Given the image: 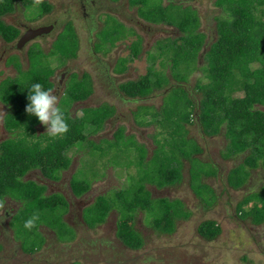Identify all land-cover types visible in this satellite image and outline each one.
Masks as SVG:
<instances>
[{"label":"trees","instance_id":"1","mask_svg":"<svg viewBox=\"0 0 264 264\" xmlns=\"http://www.w3.org/2000/svg\"><path fill=\"white\" fill-rule=\"evenodd\" d=\"M18 2L25 5L32 0H0V36L8 42L14 41L19 31L6 23L3 17L14 11ZM132 3L140 7L144 18L154 23L178 26L183 33L158 46L156 60H159L164 69H149L140 79L121 85L129 97H144L171 85L167 93L172 95L171 98H164L161 109L151 112L152 122L162 130L164 143L159 145L158 151L151 158H148L147 149L144 148L142 156L137 159L136 173L130 171L126 175L127 186L116 189V197H99L85 210L84 215L91 226H96L106 219L113 208L118 209V237L128 248L139 250L145 245V238L134 226L139 210L148 213L147 217L150 216L152 220L147 223L160 234H173L177 230L178 220L191 216V210L184 208L182 200L158 196L151 187L161 190L179 186L183 183L187 170L191 188L206 206H211L218 198L216 188L204 182L206 177H216L217 172L207 169L203 172L199 164L195 163L202 161L200 154L205 151L191 133L195 121L205 135H223L227 145L233 146V149L226 151L227 156L223 152L224 159L242 156V161L228 175L231 187L243 188L249 182L253 170L259 167L264 169V0H217L216 5L221 8L222 13L215 17L216 37L210 41L201 29L200 15L192 10V5H187L184 10V4L174 2L153 5L151 0H132ZM68 28L69 36H64L66 32L59 39L66 58L76 56V49L69 51L70 45L74 49L73 43H77L78 47V38L72 31V25ZM113 34L112 27L109 33L112 45L116 40ZM107 39L106 35L105 40ZM135 43L137 49L134 55L137 57L140 42ZM32 49L27 78H12L0 86V99L10 110L5 117V127L13 135L0 143V210L8 200L20 202L19 213H22V220L35 217L29 230L39 234L41 240H44L39 232L43 223L54 229L59 238L60 234H72V228L58 219L61 218L62 213H59L62 210L63 214L67 211L69 203L59 194L47 195L45 186L26 179L28 173L39 169L46 179L58 180L61 171L72 163L69 151L77 142H84L102 130L114 112L111 105H108V110L102 104L84 107L79 115L72 113L76 102L89 99L94 92L92 76L89 73L83 77L76 74L60 102L65 104L61 108L68 131L58 137L40 134L38 126L41 123L25 111L28 103L27 88L34 82H40L45 88H53L51 77L55 69L40 66V60L35 57ZM201 54L204 55L206 65L203 68L204 77L197 84L198 91L202 93L201 100L197 101L185 86L172 85L170 76L164 72L169 69L175 81L187 83L192 73L199 69ZM126 62L127 60L122 62L119 71L125 70ZM124 129L119 127L114 133V139L107 142L119 154L124 141ZM186 162L189 163L188 166ZM131 167L132 163L128 169ZM90 188L91 180L81 176L72 179V189L78 196L85 194ZM237 214L243 219L250 218L255 225L263 224L264 187L248 193L238 203ZM198 232L207 240H214L222 233V227L217 220L207 219L201 222ZM63 239L65 238H61ZM24 247L29 252L37 248L35 244Z\"/></svg>","mask_w":264,"mask_h":264},{"label":"rangeland","instance_id":"2","mask_svg":"<svg viewBox=\"0 0 264 264\" xmlns=\"http://www.w3.org/2000/svg\"><path fill=\"white\" fill-rule=\"evenodd\" d=\"M216 1L217 0H165L164 5L174 2L175 4H184L182 6L184 10L187 8V5H192L190 7L194 11L196 10L198 12L199 10V15L203 24L202 28L209 35L208 38L210 41L216 37L217 21L215 17L220 16L222 13L221 8L216 5ZM151 2L153 5H158L162 4L163 0H151ZM30 4L31 3L29 2H27V4L25 3L26 9L23 11V16L28 20H36L40 18L44 15L45 10L51 7L50 3H43L42 1H38L33 5ZM137 7V9L140 8L139 6ZM98 20L103 21V29L101 26H99V28L95 26L96 28L93 30V40L91 42L95 43V50L98 53H109L112 50L110 48L111 45H109V43L111 44V37L109 36V33L112 27L114 29V21L118 19L114 18L113 14H109V12L105 10L99 14ZM119 30L123 31L125 36L121 40L126 39V43L130 38H133L136 31V29L132 26L121 24ZM177 30L178 29H176V31ZM72 31L74 32V35L76 33V37L78 38L79 35L77 34V31L73 25ZM69 32L70 29H68L66 33L67 36H69ZM176 34L178 37L182 35V33ZM106 35L108 38L107 40H105ZM162 37L163 36L157 38L159 39ZM155 40L156 38L154 37L151 43H148L147 46L154 44ZM168 41L169 40H167V42ZM76 44L77 43H73L74 49L72 45H70L69 51L71 52L76 49L75 52L76 55L79 56V59L73 62L71 67L70 63L68 66L73 71L82 75V73L88 71L91 66L96 65H91V62H95L96 60L89 54L87 56L84 55L86 53L84 50L86 49V45H84L83 48L80 39H78V47H76ZM136 44L137 43H135V45L132 47L131 52L133 53H135V50L137 49ZM161 44L163 43H159L158 46ZM141 47L142 46L138 45V49L140 51H142L140 49ZM87 48L89 47L87 46ZM32 51L35 53V57L39 58L41 64L40 66L42 67L52 68L53 66L55 68H61L66 64L67 58L65 55H63L62 43L59 41H56L51 52H46L39 44L34 45ZM203 52H205V49H203ZM129 53V48L124 46V50L122 52L115 55L113 58L111 57L109 60L110 73L111 68L112 74L114 75L115 73L114 62L116 58L119 57L118 67H120L122 62H125V60H127L128 63ZM157 53L158 51L153 47L152 52L149 51L146 55H143L138 59L136 58L134 62H130L128 64L126 63V68L130 67L132 69V73L126 75V77L129 78L118 79L116 81L115 88L119 87L120 82H127L128 80H137L141 78L143 75L148 73L149 69L155 71L164 69L161 67L159 60H156ZM8 58V68L14 67L17 69L16 71H18L19 74L17 75L16 72H12L11 70L7 69L9 70L8 73H10L14 79L27 78L28 70L19 68V65H21L20 57L9 53ZM154 60L157 61L155 65ZM205 65L206 61L204 60V55L201 54L199 69L192 73L190 80L187 83L175 81L173 84L175 86H185L189 93H191L190 95L192 98L200 101L202 98V93L198 91L197 84L199 79L204 77L205 72L203 68ZM0 66H3V64L1 63ZM165 71H167L164 72L167 74V76L169 75L170 78H173L170 75L171 71L169 69H165ZM112 74L110 77L113 76ZM73 77L75 78V74L72 76V78ZM113 77L119 76L115 74ZM9 79L12 78L8 77L7 80L2 81L0 86L9 81ZM91 84H93L94 89V92L91 95L95 96L90 98V100L87 99L88 101L85 100L86 102L81 101L82 103H78L79 106L73 108L72 110L74 114H76L77 111H80L81 113L83 110L82 107L84 106H96L103 103V98L101 96H104L105 94L102 95L101 92H98L97 90L95 91L94 80ZM168 87H166V89H169L168 91L165 92V89L161 91L164 94L155 97L156 99L153 102L154 106L158 107L162 104V95L165 99L168 98L169 100L171 98L172 95H167L171 89ZM114 98L117 99V102L123 104L122 100L124 99H121L118 97V95H115ZM144 101V99L138 101L130 100L128 103L123 104L119 110L110 106L108 102L103 103L102 106H106L105 108H108V110V105L111 107V110L114 112L117 118L113 119L109 124H106L100 132L91 135L93 140L88 138L84 142H77L76 145L70 150L71 154L77 157V163L75 167L64 173L65 178L63 180L59 181L57 184H54L56 191L57 189H64L69 194L68 196L74 200L77 198L73 196L70 188V180L72 177L77 176L78 178L81 176L86 180H91V190L77 199L82 201L84 204H87L96 201L99 195L106 193V195L110 197H116V189H120V187L125 188L127 186L126 175L130 171L133 174L136 173L137 159L140 157V155L142 156L144 148L147 149L148 158H151L156 154V150L159 148V145L164 143V135L156 123L146 128L133 129L135 124L140 125L143 122L152 123L151 118H153V115L147 112L148 110H145L146 104ZM59 106L64 107L65 104L62 105V103H60ZM9 111V107L2 105L0 102V142L13 136L12 133L8 135L6 129H4L5 117ZM152 111L155 110H150V112ZM146 114H148V116ZM121 124L126 128L124 129ZM118 125H120V128L124 129L125 131L122 135V140L124 139V141L122 143L120 154L115 152V149L110 148L107 143L108 141H112L114 139L113 133ZM38 130L39 133H46V131L43 129H41V132L40 129ZM127 130H129V134L127 133ZM191 133L198 138V142L205 150L202 155L200 154L202 161L199 160L195 163L199 164V168L203 172H205L204 169H207L208 171H215L218 174L214 178L206 177L204 181L216 188L218 198L211 206H206L205 203H203V201L195 195L193 189L191 188V185L189 184V173L187 170L184 173L185 176L183 183L179 186L170 188L167 187L161 190L151 187L156 195L168 196L171 199H180L185 204L184 208L191 210V216L189 218L178 220L176 232L173 234L158 233L156 229L148 224L151 223L152 220L150 216L149 218L147 217L148 213L144 210H139L134 222V226L142 233L143 237L145 238V245L138 251L130 250L127 247H124L122 242L117 240L114 231H112L111 235L109 233L99 234L102 235L101 240H108L109 243L99 248V250H96L94 254H92L93 250H91V248L85 246V244L82 243L79 247L80 250L76 253V256H70L71 259L60 255L56 258H49V260L51 259L49 262H43L44 256H41L42 254L39 256L36 255L34 258L31 256H25L24 258L21 255H15V257H12L6 262L5 260L1 259L2 261H0V264H28L23 262L24 259L29 261L34 259L31 261V264H59L60 260L65 262L61 264H72V262H77L80 264H264V223L255 225L252 223L250 218L243 219L240 217V214H237L238 203L243 200L248 193L251 194L253 192L259 191L261 187H264V169L259 167L253 170V174L249 178L247 185L243 188L235 189L229 185L228 175L231 169L242 161V156L240 155L239 157H233L229 159L223 158V152L224 156H227L228 152L226 151L233 149V146L229 147L227 145V140L223 135L216 137H205L201 134L198 128H193V132L191 131ZM133 134L136 136L138 135L141 140H143V142L136 139V136ZM105 137L111 139L107 140ZM145 143L148 144L147 147L145 146ZM131 163L133 167H131L129 170L128 167L131 165ZM186 163L188 166L189 163ZM214 163L218 166H216ZM219 169L220 171L218 173ZM38 175L40 174L38 173L37 176ZM78 207V203L75 202L73 209L77 211ZM8 211L10 213V216H8L9 219H7L6 211H3L0 225L9 222L12 218L11 215H14L17 212L8 227L9 233L11 234L10 237L12 236L18 242H21L23 237V243L26 247L35 244L39 246L38 248H40L42 240L39 237V234L32 233L29 228L24 226L28 219L25 221L22 220V213H19L18 204L13 201V203L10 204V207H8ZM61 213H63V210L59 214L61 215ZM119 216V211L116 209L114 220L118 219ZM50 217H52V215ZM58 219L59 221L60 219L64 221L63 217H59ZM207 219L217 220L222 227V233L214 240H207L198 232V227L201 222ZM70 225L68 224L67 226L70 227ZM10 228H12L14 233H12ZM71 231L72 235L60 234L61 238H65L67 240L71 239L72 236L76 234V230L72 228ZM96 232L100 233L101 231L98 230ZM26 234H29L30 236L28 237ZM111 242L115 243V248L121 249V251L118 250L119 253L115 258H113L111 255ZM67 249L70 251L69 248L64 250ZM50 251L54 250L52 248H44L43 253L47 255ZM31 252L37 251L34 250ZM53 255L56 256L57 252H53ZM38 259L41 260L38 261ZM46 260H48V258Z\"/></svg>","mask_w":264,"mask_h":264},{"label":"flooded vegetation","instance_id":"3","mask_svg":"<svg viewBox=\"0 0 264 264\" xmlns=\"http://www.w3.org/2000/svg\"><path fill=\"white\" fill-rule=\"evenodd\" d=\"M57 1H58V4H59V7H60L61 11L71 13L70 15L76 16V14L73 12V11H75V12H78L79 14H83L82 16L86 17V16L90 15L93 12V10L87 11V9H90V8L85 7L83 3H82L83 5L80 4L82 9H81V7L75 9L74 7H69V4L67 6H63V4H67V3H70V2L72 3L73 2L72 0H57ZM15 8H16V6H15ZM68 10H70V11H68ZM80 10L82 11V13L80 12ZM14 12H16V11H14ZM14 12L12 11V13H14ZM17 12H20V10H18ZM12 13H10V14H12ZM198 13H199V10H198ZM10 18L13 19V17H10ZM75 19H76V22H78L77 16L75 17ZM16 26L17 27H15V28L19 31V35L14 41L8 42L5 39L0 40V43H3V44H1L2 45L1 49L3 50V53H1V55H0V65L2 63L3 66H0V76H4L5 79L6 78L8 79V77L12 78L10 73H8L9 70H7V68H8V65L6 63L7 62V56H8V54H6L7 50L11 51L12 52L11 54L19 56L20 60H21V65H23L24 64L23 60L27 57V53L29 51L30 44L37 43V41H38V43H42V39L50 38L49 36H51L53 34V32H54V31H52V28H51V27L54 26L52 24L47 25V26H43V27H31V26H28L26 23L19 21V22L16 23ZM202 26H203V24H202ZM133 27H135V26H133ZM49 28H50V30H48L46 32V30L49 29ZM84 28H85V26L82 25L81 26V32H83V30H85ZM201 29L204 31V33H206V31L202 27H201ZM173 30L176 31V29H173ZM84 33L89 38L92 35L91 32H87V34H86V31H85ZM176 33H182V32H180L178 30ZM26 36H29V38H32V39H30L29 41H27L25 43L21 42V39L23 37H26ZM208 37H209V35L207 34V40L209 41ZM81 40H83V39H81ZM88 42L89 41H84V42L81 43V45H82V47L84 45H86V49H84L86 53L84 55L87 56L89 54L90 56H92L96 60L95 62H91V65H93V64H96V65L95 66L94 65L91 66L92 69L90 68L88 70V73L93 75L92 78H93L94 84H95V91L97 90L98 92H101L102 95L105 94L104 96H101L103 98V100H102L103 103L108 102L112 107H114V108L119 110V108L123 104L128 103L130 100L138 101V100L144 99L145 100L144 103L146 105L151 106V105H153V102L156 99L155 97H158L159 95L164 94L163 92H161L163 90H155V92H153V93H151V94H149L147 96H144V97H140V96L129 97V96H127V94L121 88V85L126 83V82H120L119 83V87L115 88L116 81L118 79L129 78V77H126V75L132 73L131 72L132 69L130 67H127L125 71H119V70L116 71L115 70L114 75L117 74V76H119V77H113L114 76L113 74H112L113 76L110 77L111 73L109 71V69H110V61H109V59H111V57L112 58L115 57V55H117L120 52H122L124 50V46H122V44L121 45H117V46L116 45L115 46H111L110 47L112 49L111 52H109V53L102 52L103 54L100 53L98 55V52L95 50V43H88ZM7 43H14V44H8L9 47L7 48L6 47ZM132 44H135V43H132ZM87 46L89 48H87ZM143 51L144 50L142 49V51H140L141 53L139 52L138 56L134 57L133 60L130 61V62H134V60H136V58L138 59V58L142 57ZM77 56L76 57H72V59L69 58L68 61L66 62V64L69 62L70 63V67H71V64H73V62H75L77 59H79V56L78 57ZM103 61L105 63L102 64ZM66 64L63 67L58 68L57 70H55V73L51 77V80H52V83H53V89L55 90L56 95L59 96L60 102L62 100V97L65 95V92H66V89H67L69 83L74 78V77L72 78V76L74 74L78 75V72L73 71L69 66H66ZM114 64H115V62H114ZM12 68H14V67H12ZM5 79L4 78H0V83L2 81H4ZM128 81H130V80H128ZM174 82H175V80L173 78H171V84L172 85H174L173 84ZM170 87H171V85L168 88H170ZM168 90L169 89H166L165 92L168 91ZM115 95L116 96L118 95V97H120L121 99H124V100H122L123 104H121L120 102H117V99L114 98ZM94 96L92 95L90 98H93ZM90 98L88 100H90ZM161 98H162V104H163L164 103L163 95H162ZM0 102H1L2 105H6L2 100H0ZM83 102H86V101H83ZM78 103H82V102H76L75 105L72 107V110H73V108L79 106ZM102 104H100V105H102ZM96 106H99V105H96ZM84 107H82V108H84ZM158 108H161V106H158ZM122 112H125V111H122ZM115 118H117V117L114 114L111 118H108L106 124H109ZM153 124H155V123L152 122V123L146 124V125L145 124H140V125L139 124H135V126H133V129H135V128H139V129L140 128H146V127H148L150 125H153ZM4 126H5V122H4ZM121 126H123V125L121 124ZM119 127H120V125L117 126V128L114 131V133L116 132V130L119 129ZM123 127H125V126H123ZM193 128H199V126L197 124V121H195V123L192 125V130H193ZM4 129H6V127H4ZM6 131H7L8 135H9L10 132L7 129H6ZM114 133H113V137H114ZM127 133L129 134V130H127ZM133 135H135V134H133ZM105 138L106 139H111V138H107V137H105ZM7 139H9V138H7ZM136 139H138V140L143 142V140H141V138L138 135L136 136ZM4 140H6V139H4ZM4 140H2L1 142H3ZM145 146L147 147L148 144L145 143ZM70 156L72 157V163H71V165L69 167V170H71L76 165V163H75L76 162L75 155H72L70 153ZM215 165L218 166L217 164H215ZM219 171H220V169L218 170V173H219ZM64 173L65 172L63 171L61 177L58 180H52V179H48L47 178V181L45 182V184H46L47 190L51 191V193H49V194L54 195V194H59L60 193L59 195L65 197L68 200L69 206L67 207V211H65L63 218L67 219L69 216H72V218H74V219H70L68 221H69V225L70 224L72 225V226L70 225V227L76 230V236H78V238H77V241L75 243H72V241L71 242L70 241H66L67 244H65V243L64 244L63 243L59 244L58 241H57V237H59V236H57L56 231H54V235H50L49 236V240H51V241H49V245H48V246H50L49 249L52 248L54 251H50L46 255V254L43 253V250H44V248H43V250H41V254H42L41 256H44V258L42 257L44 259L43 262H47V261L49 262L51 260V259L49 260V258H51V257L56 258V257H58L60 255L65 256L68 259H71L69 253H71V254L73 252L77 253L80 250L79 247L81 246L82 243H84L85 246L91 248V250H93L92 254H94V252L96 250H99V248H101L102 246L107 245L109 243L108 240H101V236L102 235H99V234L109 233L111 235L112 234L111 232L114 231L117 240L121 241V239L118 237V227H119V223H120V221H118V220H119L120 217H118V219L114 220L116 208H113L110 211V213L108 214V216L106 217V219L102 223H99L96 226H91L89 224V221L86 219L84 213H85V210L88 209L89 207H91L96 201H94L92 203L84 204L82 201L77 200V199L80 198V196H82L84 194L78 196L77 194L74 193L72 187H71L72 194H73V196L75 198H77V199H74V200H72L68 196L69 194L67 193L66 190L57 189V191H56V189L54 187V184H57L59 181H61V180H63L65 178ZM90 190H91V188L89 189V191ZM88 192H86V193H88ZM106 194L99 195L97 197V199L99 197H101V196L106 195ZM8 201H12V200H8ZM75 202L78 203V205H79L77 211H75V209H73V206H74ZM107 223H108V225H107ZM110 223H112V224H110ZM105 225H107V226H105ZM98 230H100L101 232L100 233L96 232ZM111 244H112L111 255H112L113 258H115L116 255H118V253H119L118 250L121 251V249L120 248H115L114 247L115 246L114 242H111ZM122 244H123L124 247H127L123 242H122ZM45 247H46V245H45ZM66 248H69L70 251L68 249L64 250ZM128 249H130V248H128ZM130 250H133V249H130ZM135 251H138V250H135ZM53 252H57V255L55 257L53 255ZM47 258H48V260H46ZM68 259H66V260H68ZM33 260H31V261H33ZM39 260H41V259H38V261ZM31 261L24 259L23 262L31 264ZM61 263H65V262H62V260H60L59 264H61Z\"/></svg>","mask_w":264,"mask_h":264},{"label":"crops","instance_id":"4","mask_svg":"<svg viewBox=\"0 0 264 264\" xmlns=\"http://www.w3.org/2000/svg\"><path fill=\"white\" fill-rule=\"evenodd\" d=\"M38 1H42L43 3L48 2V3H50L51 7L49 6L50 8L45 10L44 15L41 16L40 18L36 19V20H28L23 16V11L26 9V7L23 3L21 4L19 2H18V4H16V8L14 10L16 12H14V11H13L14 13L10 12L12 14L8 13L5 17H3V19L6 21V23H8L9 25H12L14 27H17L16 23L19 21L24 22L28 26H31V27H43V26H47L50 24L54 25L52 27V31H54V32L51 36H49L50 38L42 39V43H38V41H37V43L30 44L29 51L27 53V57L23 60L24 64L20 65V67H19L22 69L23 68L27 69V70L30 69L31 64H30V60H29V54H30V50L34 47V45L39 44L43 48V50H45L46 52H51L52 48H54V44L56 43V41H59V39L63 38V34H65L67 32V30L69 29L68 28L69 25L74 26L75 30L77 31V34L79 35L78 39H80V40L83 39V40H81V43L84 41H89L88 43H93V42H91L93 40V38H92L93 33H94L93 30L96 27L99 28V26H101L103 29V21L98 20V16L101 12H104L105 10H107L109 12V14H113L114 18L118 19V20L114 21L115 26L113 29V33H114L113 35H115V37H116L115 43L113 45L112 44H109V45H111V46L116 45L117 46V45L122 44V46L129 48L130 53H129L128 63H130V61H132L133 58L135 57V55H134L135 53L131 52L132 47L135 45L132 43L140 42L139 45L142 46L140 49L141 50L143 49L144 50L143 55H146L149 51L152 52L153 47L157 50V48H158L157 46L159 43L164 42L165 40H167L169 38H172V39H174L176 37L178 38L177 34H175L178 30L180 32H182L178 26L171 25V24H165V23H154V22L144 18L140 13V8L137 9L138 5H135V4L133 5L132 0H72L73 1L72 3L70 2L67 4H63V6H67L69 4V7H74L75 9L81 7V5L84 4L85 7L90 8V9H87V11L93 10V12L86 17L82 16L83 14H79L78 12L73 11L77 16L78 22H76V19H75L76 16L70 15L71 13L61 11L57 0H32L30 5H33V4L37 3ZM164 1L165 0H163L162 4H165ZM81 9H82V7H81ZM18 10H20V12H17ZM68 11H70V10H68ZM80 12L82 13L81 10H80ZM10 17H13V19H11ZM120 24L132 26V27L135 26V27H133L136 29L134 36H133V38H130L127 43H126V39L121 40L125 35L123 34V31L119 30ZM82 25L85 26V28H84L85 30H83V32H81V26ZM173 29H178V30L174 31ZM85 31H86V34H87V32L92 33L90 38L87 37V35H85V33H84ZM64 36H67V35H64ZM160 36H163V37L158 39L157 37H160ZM154 37L156 38L154 44L147 46L148 43H151V41ZM2 39H4V38L2 36H0V40H2ZM1 44H3V43H0V53H3V50L1 49V46H2ZM8 44H14V43H7V46H6L7 48L9 47ZM9 53L11 54L12 52L7 51L6 54H9ZM99 54L100 53H98V55ZM76 56H74V57H76ZM69 58L72 59V57H69ZM69 58H67L66 62L68 61ZM7 60L9 61L8 56H7ZM118 60H119V57L116 58V60H115L114 70H118V68H119L118 67V64H119ZM103 63H105V62L103 61L102 64ZM68 64H69V62L66 64V66H68ZM52 68H54L55 70L58 69V68H55L53 66H52ZM7 69L11 70L12 72H16L17 75L19 74L18 71H16L17 69H15V68L11 67V68H7ZM125 70H126V68H125ZM125 70H123V71H125ZM109 71H110V69H109ZM86 73H88V71H85L84 73H82V75H80V74H78V75L83 77ZM111 74H112V68H111ZM90 75L93 76L92 74H90ZM11 77L14 78L13 76H11ZM0 78L5 79L4 76H0ZM133 80H135V79H133ZM89 106L90 105H87L85 107H89ZM72 113H73V111H72ZM76 114L79 115L80 111L79 112L77 111ZM109 118H111V117H109ZM38 129H40V132L42 131L41 129L46 131V127L43 124H40L38 126ZM44 133L45 132H43V133L41 132L40 134H44ZM69 155H70V153H69ZM76 160H77V157H76ZM75 163H77V162H75ZM68 170H69V167L62 170L60 175H62L63 171L67 172ZM38 173L40 175L37 176ZM36 177H38V178H36ZM73 177H72V179H73ZM26 179L35 180L36 182H38V183H40L46 187L45 182L47 181V179L43 176L41 170H39V169L32 170L30 173H28ZM72 179L70 180V188L72 187ZM49 193H51V191H48L47 187H46V194L51 195ZM14 202H16L18 204V208H20V206H21L20 202H18V201H14ZM11 203H13V200L7 201L5 203L3 209L0 210V220L2 218V212L3 211H6L7 219H9L8 216H10V213L8 211V207H10ZM15 214L11 215L12 216L11 220L13 219ZM62 217H64L63 213L61 215V218ZM70 219H74V218H72V216H69L67 219L64 218V221L67 225L69 224L68 220H70ZM11 220L7 223L0 225V261L5 260V262H6L9 259H11L12 257H15V255H18V256L21 255L22 257L31 256L34 258V256H36V255L39 256L41 254V250H43V248H49L50 247V246H48L49 241H51V240H49V236L54 235L55 230L48 227L45 223H43L40 225V228H39V230H40L39 232L41 233L42 238H44V240L42 239L44 241L42 247L38 248L39 246L35 245V247H37V248H35V250L37 249L36 250L37 252H25L26 249L24 247V243H23L24 241L22 240L21 242H18L12 236L10 237L11 234L9 233L8 227L11 223ZM10 229H11L12 233H14L12 228H10ZM70 235H72V234H70ZM77 238H78V236H76V234H75L69 240H67V239L61 240L59 237H57V241L59 244H61V243L67 244L66 241H70V242L72 241V243H75L77 241ZM45 245H46V247H45ZM69 255L72 257L76 256V252H73L72 254L69 253ZM54 257H55V255H54Z\"/></svg>","mask_w":264,"mask_h":264},{"label":"clouds","instance_id":"5","mask_svg":"<svg viewBox=\"0 0 264 264\" xmlns=\"http://www.w3.org/2000/svg\"><path fill=\"white\" fill-rule=\"evenodd\" d=\"M27 90L28 103L25 106L26 113L36 117L38 121L46 127V134L50 137H58L66 133L68 131V124L64 112L59 106L60 98L56 95L55 90L52 87L45 88L40 82L31 83ZM163 104L160 106L162 107ZM158 109L161 108L154 105L145 106V110H148L147 112L149 113H151L150 110L156 111ZM146 115L148 116V114ZM144 123L146 125L147 122ZM198 126L201 134L206 137L207 135L204 134L201 126L199 124ZM191 131L193 132V130ZM69 153H71V151H69ZM34 219L35 217L28 219L24 226L26 228H31L34 224Z\"/></svg>","mask_w":264,"mask_h":264},{"label":"water","instance_id":"6","mask_svg":"<svg viewBox=\"0 0 264 264\" xmlns=\"http://www.w3.org/2000/svg\"><path fill=\"white\" fill-rule=\"evenodd\" d=\"M52 28V27H51ZM48 30H50V28L49 29H47L46 30V32L48 31ZM34 36V35H33ZM30 39H32V38H29V36H26V37H23L22 39H21V42H27V41H29Z\"/></svg>","mask_w":264,"mask_h":264}]
</instances>
